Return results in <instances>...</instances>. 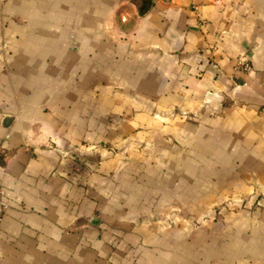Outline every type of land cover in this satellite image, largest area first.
I'll return each instance as SVG.
<instances>
[{"label":"crops","instance_id":"1","mask_svg":"<svg viewBox=\"0 0 264 264\" xmlns=\"http://www.w3.org/2000/svg\"><path fill=\"white\" fill-rule=\"evenodd\" d=\"M0 264H264V0H0Z\"/></svg>","mask_w":264,"mask_h":264},{"label":"built area","instance_id":"2","mask_svg":"<svg viewBox=\"0 0 264 264\" xmlns=\"http://www.w3.org/2000/svg\"><path fill=\"white\" fill-rule=\"evenodd\" d=\"M235 68L241 72H248L251 69V65L247 59H245L244 57H240L237 60Z\"/></svg>","mask_w":264,"mask_h":264}]
</instances>
